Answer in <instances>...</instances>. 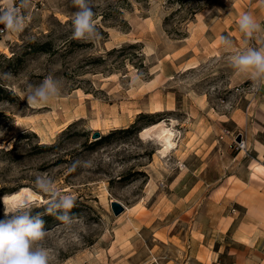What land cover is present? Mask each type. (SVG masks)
<instances>
[{
	"label": "rangeland",
	"instance_id": "obj_1",
	"mask_svg": "<svg viewBox=\"0 0 264 264\" xmlns=\"http://www.w3.org/2000/svg\"><path fill=\"white\" fill-rule=\"evenodd\" d=\"M21 1L23 29L0 41V201L32 191L53 264H212L209 224L247 216L251 154L236 142L258 82L230 57L264 49V0H88L94 40L73 38V0ZM47 77L59 95L29 106ZM157 122L173 133L166 152L161 128L143 134ZM37 178L75 198L70 226L46 213Z\"/></svg>",
	"mask_w": 264,
	"mask_h": 264
},
{
	"label": "clouds",
	"instance_id": "obj_2",
	"mask_svg": "<svg viewBox=\"0 0 264 264\" xmlns=\"http://www.w3.org/2000/svg\"><path fill=\"white\" fill-rule=\"evenodd\" d=\"M25 4L27 0H24ZM79 10L75 13L73 23V38L77 40H94L96 26L94 11L88 0H73ZM0 34L4 31L19 32L23 29L25 18L19 15V9L14 7V0H0ZM238 25L240 31L247 37H252L261 31L260 24L250 15L243 14ZM225 44L228 41L225 40ZM230 64L237 73L247 74L252 81L264 82V49L249 48L236 52L230 57ZM58 82L51 77L32 89L27 95L29 106L38 108L46 105L59 95ZM36 184L51 196L46 213L56 215L66 225H71L68 212L74 207L75 198L62 194L50 182L37 178ZM3 216L0 218V264H53V257L44 247L42 241L46 237L44 220L40 214L33 215L28 201L9 205L7 198L2 201Z\"/></svg>",
	"mask_w": 264,
	"mask_h": 264
},
{
	"label": "crops",
	"instance_id": "obj_3",
	"mask_svg": "<svg viewBox=\"0 0 264 264\" xmlns=\"http://www.w3.org/2000/svg\"><path fill=\"white\" fill-rule=\"evenodd\" d=\"M253 103L241 124L251 154L243 179L247 193L239 198L247 216L236 227L230 217L227 224H209L211 231L204 235L213 246L212 264H264V82H258ZM224 253L226 260L218 259Z\"/></svg>",
	"mask_w": 264,
	"mask_h": 264
},
{
	"label": "bare ground",
	"instance_id": "obj_4",
	"mask_svg": "<svg viewBox=\"0 0 264 264\" xmlns=\"http://www.w3.org/2000/svg\"><path fill=\"white\" fill-rule=\"evenodd\" d=\"M163 127H164L163 122H157L153 125L145 127L143 134L147 135L148 133L155 132L161 128L162 131H160V135L165 134V137L164 136L163 137L166 138V139H164V141H165L164 150L162 152H166L167 150H169L174 145V142L172 141L173 133L170 129L163 128ZM5 198H7L8 201H11L14 203H22L24 201L33 200L36 198V196L32 193V191H30V189L23 188V189L19 190L18 192L6 195Z\"/></svg>",
	"mask_w": 264,
	"mask_h": 264
},
{
	"label": "built area",
	"instance_id": "obj_5",
	"mask_svg": "<svg viewBox=\"0 0 264 264\" xmlns=\"http://www.w3.org/2000/svg\"><path fill=\"white\" fill-rule=\"evenodd\" d=\"M14 7L19 9V15L25 18V23H26L27 15L25 13V7L23 2L21 0H14ZM4 27H5L4 24H0V29H4ZM9 33L10 31H4L2 34H0L2 40H5ZM236 147L239 150H248L247 140L244 137H242L241 140L236 142Z\"/></svg>",
	"mask_w": 264,
	"mask_h": 264
},
{
	"label": "water",
	"instance_id": "obj_6",
	"mask_svg": "<svg viewBox=\"0 0 264 264\" xmlns=\"http://www.w3.org/2000/svg\"><path fill=\"white\" fill-rule=\"evenodd\" d=\"M2 40V38L0 37V41ZM102 137V134H101V132H99V131H95L94 133H93V139H100ZM238 140H241V137H239L238 138ZM112 208H113V210H114V213L116 214V215H119V214H121L124 210H125V207L123 206V204H121L120 202H118V201H113L112 202Z\"/></svg>",
	"mask_w": 264,
	"mask_h": 264
},
{
	"label": "trees",
	"instance_id": "obj_7",
	"mask_svg": "<svg viewBox=\"0 0 264 264\" xmlns=\"http://www.w3.org/2000/svg\"><path fill=\"white\" fill-rule=\"evenodd\" d=\"M144 116H146V115L145 114H141L140 117H144ZM132 126L136 127V123L133 124ZM116 131H118V130H113V132H111V133H109L107 135L102 136L100 139L97 140L98 142H96V143H100V142H102L104 140L109 139Z\"/></svg>",
	"mask_w": 264,
	"mask_h": 264
}]
</instances>
